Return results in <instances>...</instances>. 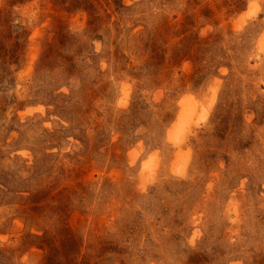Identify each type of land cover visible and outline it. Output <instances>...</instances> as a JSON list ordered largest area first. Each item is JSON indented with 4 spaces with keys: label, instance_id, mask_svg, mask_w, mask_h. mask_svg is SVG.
<instances>
[{
    "label": "rangeland",
    "instance_id": "obj_1",
    "mask_svg": "<svg viewBox=\"0 0 264 264\" xmlns=\"http://www.w3.org/2000/svg\"><path fill=\"white\" fill-rule=\"evenodd\" d=\"M0 264H264V0H0Z\"/></svg>",
    "mask_w": 264,
    "mask_h": 264
},
{
    "label": "bare ground",
    "instance_id": "obj_2",
    "mask_svg": "<svg viewBox=\"0 0 264 264\" xmlns=\"http://www.w3.org/2000/svg\"><path fill=\"white\" fill-rule=\"evenodd\" d=\"M185 108H186V107H185ZM186 110H187V109H186ZM186 110H185V111H186ZM193 111H194V110H193ZM193 111H192V113H193ZM187 112H188V111H187ZM195 114H196V113H195Z\"/></svg>",
    "mask_w": 264,
    "mask_h": 264
},
{
    "label": "trees",
    "instance_id": "obj_3",
    "mask_svg": "<svg viewBox=\"0 0 264 264\" xmlns=\"http://www.w3.org/2000/svg\"><path fill=\"white\" fill-rule=\"evenodd\" d=\"M35 239H39L38 237H35Z\"/></svg>",
    "mask_w": 264,
    "mask_h": 264
}]
</instances>
